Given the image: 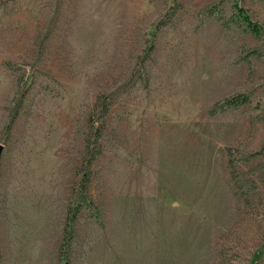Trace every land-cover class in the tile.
Returning a JSON list of instances; mask_svg holds the SVG:
<instances>
[{
    "label": "rangeland",
    "instance_id": "374dc122",
    "mask_svg": "<svg viewBox=\"0 0 264 264\" xmlns=\"http://www.w3.org/2000/svg\"><path fill=\"white\" fill-rule=\"evenodd\" d=\"M0 264H264V0H0Z\"/></svg>",
    "mask_w": 264,
    "mask_h": 264
},
{
    "label": "trees",
    "instance_id": "16d2710c",
    "mask_svg": "<svg viewBox=\"0 0 264 264\" xmlns=\"http://www.w3.org/2000/svg\"><path fill=\"white\" fill-rule=\"evenodd\" d=\"M240 9V7H239ZM243 16V20L246 23V25L250 28V30L256 32L257 28L255 27V25L251 22V20L249 19L248 15L246 14H242ZM224 104L227 106H236L239 105L241 103L246 102V97L243 96L242 94H234L231 96L226 97L223 100ZM107 106H104L103 110H106ZM102 110V111H103ZM99 135V132L97 133ZM95 134V138L94 140L90 143L89 141L86 142V149H85V161H87L88 163L91 161L92 159V155L93 152L97 149V144H96V138L98 137V135ZM86 169V168H85ZM88 176H89V172L88 170H84L83 172V176H82V181H81V190L83 189V191L85 190L86 187V183L88 182ZM79 202L68 206L67 209V219H66V226L64 228L65 234L67 235V233L69 232L67 230V227L70 225L72 226L73 221L75 220L78 212L80 211L81 207L83 206V204L80 202V200L78 199Z\"/></svg>",
    "mask_w": 264,
    "mask_h": 264
}]
</instances>
